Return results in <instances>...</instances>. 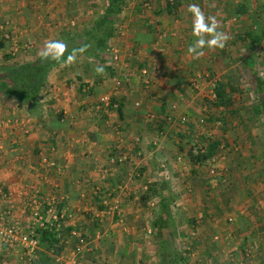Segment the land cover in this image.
Masks as SVG:
<instances>
[{"label":"crops","instance_id":"crops-1","mask_svg":"<svg viewBox=\"0 0 264 264\" xmlns=\"http://www.w3.org/2000/svg\"><path fill=\"white\" fill-rule=\"evenodd\" d=\"M2 1L22 3V0ZM56 2L47 0L35 12L25 11L26 7L16 8L18 12L12 14L13 21L11 17L3 19L0 28L4 35L10 32L13 35V30L18 29L13 24L18 14L24 27L30 25L27 19L32 16L40 28L42 22L51 24L54 18L71 22L77 10L68 6L58 11ZM144 16L150 19V15ZM164 16L165 13L161 19L169 18ZM219 16L226 19L229 14L220 12ZM170 17L188 21L177 29L176 34L182 36L177 40L172 37L174 28L168 25L165 29L159 28L158 32L164 31V34L155 49L156 53L161 51L157 55L159 59L153 57L156 61L150 57L158 40V33L154 35L153 31L157 26L143 25L150 20L139 15L131 20L132 24L136 23V35L130 42L143 44L148 49L136 67L146 69L148 65H155L151 77L156 87L150 92L142 90L135 75V85L123 92L122 111L96 108V102L107 94L103 91L108 79L92 70L91 74L95 75L91 80L86 68L93 67V62L82 57L70 66L60 64L48 73L46 88L36 107L20 104L15 97L0 96V187L11 194L9 200L0 198V211L7 207L13 220L29 229L35 220L27 203L38 191L46 198L62 201L73 215L63 221L64 245L71 240L72 230L84 228L100 255L101 251L107 255L106 251L114 250V241H118L114 252L121 251L126 263L131 247L135 256L132 261L137 264H162L163 261L171 264L176 257L185 259L182 262L187 261L185 264H264V165H260L264 163V154L256 153V149L254 153L230 155L227 160L219 156L213 160L218 166H227L228 174L210 173L209 165L205 172L204 165L193 164L185 152L186 138L174 137L178 130L176 124L162 126L154 122V117L150 118L154 112H172V103L184 106L181 99L188 75H195L204 56L195 58L186 50L195 39L192 14L180 10ZM217 21L218 31H225L221 27L223 21ZM69 25L65 28L70 33ZM32 31L23 33H27V38L22 42L28 43L27 49L32 48L33 52L42 49L48 38H43L41 29ZM60 35L53 38L62 39ZM120 37L116 41H122ZM212 55L215 59L220 57L216 52ZM123 56L126 65L128 62ZM82 83L88 87L94 84L92 88L99 94L82 91ZM136 102L141 106L137 107ZM119 127L124 131L119 132ZM47 161H54L59 169L50 168ZM222 177L228 180L227 185L221 184ZM97 201L102 207L96 208ZM111 201L118 202L115 217L107 212L110 206H105V202ZM108 221H114L112 227L121 229L107 234ZM89 252L81 256V264H95L84 258L92 254Z\"/></svg>","mask_w":264,"mask_h":264},{"label":"rangeland","instance_id":"rangeland-1","mask_svg":"<svg viewBox=\"0 0 264 264\" xmlns=\"http://www.w3.org/2000/svg\"><path fill=\"white\" fill-rule=\"evenodd\" d=\"M239 1L241 4L237 6V0H179L178 9L175 14L172 13L171 15H176L180 10L183 13L187 12V6L190 3L198 4L202 11L207 12V15L213 16L214 12L217 11L214 16L216 19L223 21V26L221 27L225 30L223 32L229 35L230 39L223 49L210 50L207 48V50L203 51V60H200L197 70L194 73L195 75H188L187 84L185 83L186 91H183L185 94L181 99L184 106H180L179 102L172 103V112H168V114H158L154 112L152 116H150V118L154 117V122L162 124V126L164 125L163 123L176 124L178 126L177 135L173 136L179 140L186 138V146L188 147H186L187 149L185 152H187L188 156H190L191 150L192 154H195L194 150L200 149L202 146L203 151H206V149L208 151V147H210L212 141L216 139L220 141L219 146L216 147L215 154L212 158L210 157L206 162L207 164L204 165V171L206 172L205 167H208L209 165L208 170L210 173H212V170L214 169L215 172L218 173H223V171H225V175L228 174V167L218 166L216 161L213 160L214 158L218 159L220 158L219 156H221L225 157L227 160L230 155L254 153L256 149V153L264 154V0ZM46 2L47 0H22V3L19 4L17 1H15V3H8L0 0V23H2L3 19L10 17V21H13L12 18L14 15L12 14L18 12L16 8L22 10L26 7L25 11L35 12V10H39L38 7H42ZM169 2L171 3L172 0H127L124 11L118 16L116 26L118 27L117 31L119 30L120 33L117 37L109 40L108 46L105 50V57L107 55V57L111 59L110 50L115 48L119 51V60H116L115 62H113L112 59L111 61L105 60L103 65H100L104 68L103 75L106 76L104 79H108L107 85H104L103 92L112 95L118 104L119 101H121V98H123V92L135 85V75L137 77L138 87L142 88V90L150 92L156 87H154L155 80L151 77L155 65H148V68L146 69H139L136 67L139 63V58H141L144 53L147 54L146 52H148V49H146L143 44L132 45V42H130V39L135 40L136 35L134 33L136 23L132 24L131 20L139 15L138 11L141 10L142 19H145L146 21L150 20L147 23H143V25L152 27V25L155 24L157 26L153 31L155 32L154 35L158 33V40L153 44V56H151L150 59H157V55L160 56L161 53V51L157 52L158 54L155 52V49L157 50L161 44L164 34V31L158 32L160 27L161 29H165V26L168 25V27L174 28L175 33L172 37H177L176 40L182 37L180 33L176 34V31L177 29L182 28L183 25H186V21L188 20L186 18H183L184 20L181 18L173 19L168 12H159L162 8L167 10V4H169ZM56 3L58 11H63L64 8H67L68 6H71L73 10L75 9V12L77 10V14L71 22L70 19L56 18L55 20L54 18L53 21L56 25L53 26V21L51 23L52 25L47 22H42L40 28L36 19L32 20L34 17L32 16V18L30 17L27 19L30 25L24 27L22 16L21 14H18L17 17L14 18L15 23L13 22L18 29L13 30V35L10 32L11 30H8L10 33L9 37H7L4 35L3 28H0V41L3 40L6 43L5 47L0 49V70L6 71L7 69L17 67L18 65L34 62L40 56L39 53L41 49L37 51L34 50L33 52L32 48L29 50L27 49L28 43H24L25 38H27L25 37L27 33L25 35L23 34L26 31L41 29L42 33L45 35H42L43 38H48V40L54 39L53 37L55 36L57 37L58 33L61 34L60 37H68L69 34L67 33L69 32L66 31L65 26L68 28V24H70L69 27L71 32H75V37H78L77 41H81V37L77 35H82L83 31L90 29V25L88 24L90 18L99 15L98 13L103 7L102 0H72V2L68 0H57ZM220 12L222 14H229V17L225 19L223 16H219ZM164 13L166 15V17H164H169L168 19H161ZM143 14L150 15V19H148V16L143 17ZM57 15H59V13ZM158 18L160 20H158ZM57 20L60 21V24H58ZM226 20L231 21V24L228 25ZM35 24H37V26H35ZM53 27H56V29L54 30ZM45 30H48V32ZM53 31L54 34H52ZM122 31L126 33L123 38L125 40L122 39ZM118 37H120L119 39H122V41H116L118 40ZM189 41H191V39H189ZM17 50L19 51L15 52ZM212 52H216L220 57L215 59ZM21 54L22 57L19 56ZM123 54L125 55L123 57L126 58L128 62L126 63L128 65H124L125 63L122 58ZM156 59L152 61H156ZM94 61H92L93 65L90 64L93 67L88 66L86 68L88 75L92 73V70H95L96 64ZM111 62H113L114 68ZM94 75L91 74L89 78L93 80ZM123 77L126 78L124 79ZM120 78L124 79V82L118 86L116 80ZM220 84H222L221 86H225L227 93H229L228 98L231 100L229 105H224L219 100L217 87L220 86ZM93 86L94 84H92V87ZM92 91L95 95L99 94L97 89L94 91L92 88ZM118 92L119 94H117ZM137 103L139 102H136V106L138 107ZM89 107H91L90 104ZM174 111L176 112L173 113ZM175 116L177 117L176 119ZM114 131L116 134V130ZM121 131L124 130L119 127V132ZM180 133H183V135L180 136ZM252 145H254V149L248 147ZM258 146L261 147L258 148ZM260 165H264V163H260ZM203 174L205 176V173ZM223 178L224 177L220 180L221 184L227 185L228 180H223ZM259 181L261 182V180ZM107 196H109V198L112 197V195ZM29 202L30 199L28 203ZM96 204H98V201ZM99 207L100 204L96 206V208ZM30 210H27L28 214ZM107 212L110 214L113 213V217L117 216V211L107 209ZM29 217H31L30 214ZM12 219L14 218L12 217ZM16 220L17 219H15V221ZM108 222H110V224L107 227L109 229L107 234L110 231L113 232L116 228L121 229L116 225L115 227H112L114 221ZM30 225L29 229H26L23 223H18V226L23 231L34 230L36 227L34 221H31ZM117 233L118 232L116 231V234ZM87 236L89 237V235ZM69 238L71 240L65 245L66 250L61 249L58 253L53 252L51 254L52 264H67L69 262L76 242L72 236H69ZM89 240L92 241L91 238H89ZM117 242L114 241V250L117 249V247H115L118 246ZM114 250H110V252L106 251L107 255L101 251L100 255L96 253L95 247L91 243L89 253L92 254L87 257L85 256L84 258L91 260L95 264H137L132 261L135 256L132 255L131 247H129V253L126 255L128 258L127 263L121 257L122 252H118L117 250L114 252ZM44 251L45 248L41 245L35 253L31 254L23 246H16L9 250L0 247V262L4 260L7 264H43L42 258ZM80 258V261L82 262L83 257ZM178 259L179 257L176 259L177 263ZM180 260L183 262L185 259ZM182 262H180V264L188 263L187 261H185V263ZM161 263L165 264V261ZM152 264H154V262Z\"/></svg>","mask_w":264,"mask_h":264},{"label":"trees","instance_id":"trees-1","mask_svg":"<svg viewBox=\"0 0 264 264\" xmlns=\"http://www.w3.org/2000/svg\"><path fill=\"white\" fill-rule=\"evenodd\" d=\"M103 7L98 13L99 15L90 18L89 25L90 29L83 31L82 35H77L81 37V41H77L76 33L70 32L68 37H63L62 40L66 43L68 51L65 53L67 57L68 53L72 52L74 49H79L82 46H89L87 51L82 54H78L77 59L82 57L84 59H90L94 61L96 65H103L105 60L111 61L110 58L105 57V50L108 46V42L111 38L118 36L120 31L117 24L118 16L124 11L127 0H102ZM179 0H174L171 3L167 4V10H162V12H168L169 15L172 13L175 14L178 9ZM95 6V5H92ZM139 17L141 18V10L138 11ZM120 29V28H119ZM74 34V35H73ZM5 43L3 40L0 41V48L4 47ZM108 58V59H107ZM61 63H56L52 61H44L39 56L36 61L29 62L26 64L18 65L7 69L6 71L0 70V96L4 97H15L18 99L20 104H26L30 107H36L42 98L41 93L45 90L47 85V75L54 68L60 65ZM217 87V92L219 100L224 105H229L231 100L228 98L229 93H227L225 86ZM224 85V84H223ZM86 83L81 84V90L90 95L94 94L92 91V86ZM115 100V98H114ZM116 101V100H115ZM117 110L122 111V103L119 101V107ZM217 139L212 141L208 151H203L202 146L198 149V154H192L190 152V158L193 164L199 166L206 165L207 160L215 154L216 147L219 146ZM98 196V195H97ZM101 200V197H97ZM62 201H59L58 204L62 208ZM101 206V204H100ZM102 207V206H101ZM69 220V219H68ZM34 230L39 235L40 245L45 248L43 253L42 263L43 264H52V253H58L59 250L65 248L64 244L58 243V232L56 229L49 224L44 228L35 227ZM32 231V230H31ZM80 232H84V229H80ZM177 259V257H176ZM172 259L171 264H180L182 262L180 258L177 260ZM5 261H1L0 264H3ZM7 264V263H6Z\"/></svg>","mask_w":264,"mask_h":264},{"label":"built area","instance_id":"built-area-1","mask_svg":"<svg viewBox=\"0 0 264 264\" xmlns=\"http://www.w3.org/2000/svg\"><path fill=\"white\" fill-rule=\"evenodd\" d=\"M6 36L9 37V35ZM110 54L113 62L119 60L120 55L117 49L112 48ZM123 78L125 79L126 77ZM124 79L120 78L116 80V84L120 86L124 82ZM137 105L139 106L140 103H137ZM103 107L117 109L119 104L114 100L112 95L106 94L101 96L96 104L97 109H102ZM194 152L195 154H198V149H195ZM47 164L50 168L59 169L54 161H47ZM212 172L215 173V170L213 169ZM33 194L34 195L28 203V207L31 209L36 227L44 228L47 224L54 227L58 232V243L64 244L66 241H63V221L72 218L73 215L68 212L66 206H62L61 208L56 198H46L43 195H39L40 193L38 191H35ZM0 198L3 200H9L11 194L0 187ZM105 206H110V210H119L117 201L105 202ZM14 221L10 209H7L6 207L4 210L0 211V247L9 250L16 246H23L30 254L35 253L40 246L39 235L35 230L23 231L18 226V222ZM71 236L76 242L73 248L72 257L67 264H81L80 257L86 250L90 249L91 242L87 234L80 232L77 228L71 231ZM3 264H6V262Z\"/></svg>","mask_w":264,"mask_h":264},{"label":"clouds","instance_id":"clouds-1","mask_svg":"<svg viewBox=\"0 0 264 264\" xmlns=\"http://www.w3.org/2000/svg\"><path fill=\"white\" fill-rule=\"evenodd\" d=\"M187 11L192 14V35L195 39L189 44L187 51L195 58L203 56V49H223L228 40L229 35L223 31H218L219 22L215 16L206 15L198 4H189ZM89 46L85 45L79 49H74L65 57L68 51L66 43L62 39L47 40L39 55L44 61H52L61 63L64 66H70L76 62L78 54L87 51ZM95 71L99 75L104 74L103 66L98 65Z\"/></svg>","mask_w":264,"mask_h":264}]
</instances>
